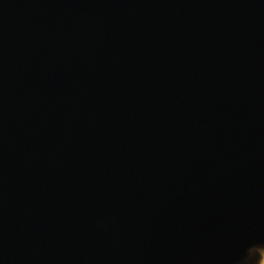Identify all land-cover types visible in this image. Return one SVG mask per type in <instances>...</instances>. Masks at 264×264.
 <instances>
[{
    "label": "water",
    "instance_id": "obj_1",
    "mask_svg": "<svg viewBox=\"0 0 264 264\" xmlns=\"http://www.w3.org/2000/svg\"><path fill=\"white\" fill-rule=\"evenodd\" d=\"M264 0H0V264H258Z\"/></svg>",
    "mask_w": 264,
    "mask_h": 264
},
{
    "label": "bare ground",
    "instance_id": "obj_2",
    "mask_svg": "<svg viewBox=\"0 0 264 264\" xmlns=\"http://www.w3.org/2000/svg\"><path fill=\"white\" fill-rule=\"evenodd\" d=\"M258 264H264V249H263V253H262V256Z\"/></svg>",
    "mask_w": 264,
    "mask_h": 264
}]
</instances>
